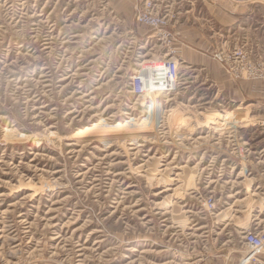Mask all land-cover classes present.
<instances>
[{
    "label": "rangeland",
    "instance_id": "1",
    "mask_svg": "<svg viewBox=\"0 0 264 264\" xmlns=\"http://www.w3.org/2000/svg\"><path fill=\"white\" fill-rule=\"evenodd\" d=\"M134 1L0 0V264H264L242 240L264 231L243 143L264 122V5L229 3L200 53L170 17L166 41L136 28ZM167 53L175 88L134 94Z\"/></svg>",
    "mask_w": 264,
    "mask_h": 264
},
{
    "label": "crops",
    "instance_id": "2",
    "mask_svg": "<svg viewBox=\"0 0 264 264\" xmlns=\"http://www.w3.org/2000/svg\"><path fill=\"white\" fill-rule=\"evenodd\" d=\"M157 7L167 9L171 20V27L182 40H197L196 52H205L207 48L202 44V40H214L219 37L229 38V17L233 25V12L229 10V2L227 0H155ZM141 0H135V8ZM246 23L251 26L258 23L256 18L259 16L245 15ZM260 20V19H259ZM140 25L137 24V27ZM138 30V29H137ZM146 32L150 29L144 30ZM137 37V31H132ZM208 48H210L208 46ZM190 51L188 50L187 53ZM186 53V54H187ZM199 53V54H200ZM191 54V53H190ZM203 54V53H202ZM256 130L257 136L248 137L247 141L251 147V143L257 148L258 158L247 161L248 179L252 178L254 186L250 193L257 199L263 200V210H258L261 216L258 221L263 223L264 228V129ZM253 136V135H252ZM262 155V156H261Z\"/></svg>",
    "mask_w": 264,
    "mask_h": 264
},
{
    "label": "built area",
    "instance_id": "3",
    "mask_svg": "<svg viewBox=\"0 0 264 264\" xmlns=\"http://www.w3.org/2000/svg\"><path fill=\"white\" fill-rule=\"evenodd\" d=\"M230 4L235 6H249L253 10L255 5H264V0H227ZM135 12V22L139 25L146 26L153 30L155 36L160 41H166L171 34L167 30L169 25V16L167 9H160L157 7L155 0H142ZM253 12V11H252ZM254 67H250L252 70ZM179 71L177 68L176 59L167 53L157 62L141 67L131 77L130 87L134 94L141 95L144 92L152 89L156 93H163L171 90L172 87L178 83ZM257 129H264V122L259 123ZM243 143L247 146L245 149L248 152L251 150L249 142L244 140ZM262 156V155H261ZM243 244L248 247L250 252L257 254L264 248V231L255 232L246 230L243 231Z\"/></svg>",
    "mask_w": 264,
    "mask_h": 264
},
{
    "label": "bare ground",
    "instance_id": "4",
    "mask_svg": "<svg viewBox=\"0 0 264 264\" xmlns=\"http://www.w3.org/2000/svg\"><path fill=\"white\" fill-rule=\"evenodd\" d=\"M252 257H253V254H251V258H252ZM251 258H250V259H251ZM250 259H248V260H250ZM248 260H247V261H248Z\"/></svg>",
    "mask_w": 264,
    "mask_h": 264
}]
</instances>
